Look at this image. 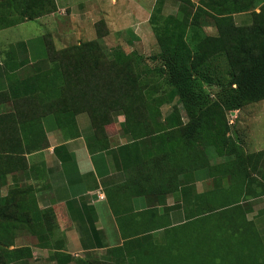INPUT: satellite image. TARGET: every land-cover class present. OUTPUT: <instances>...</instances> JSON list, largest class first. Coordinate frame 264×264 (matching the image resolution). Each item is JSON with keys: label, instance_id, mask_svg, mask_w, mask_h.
Returning a JSON list of instances; mask_svg holds the SVG:
<instances>
[{"label": "crops", "instance_id": "1", "mask_svg": "<svg viewBox=\"0 0 264 264\" xmlns=\"http://www.w3.org/2000/svg\"><path fill=\"white\" fill-rule=\"evenodd\" d=\"M25 1L0 8V22H12L0 28V164L6 174L1 185L8 191L27 188L23 198L38 216L32 218L35 232L5 235L8 249H19L21 256L4 264H58L68 255L73 260L67 264H140L144 255L153 258L155 247L170 244L179 227L211 217L214 225H252L264 260V145L252 138L260 114L252 115L248 130L230 120L231 134L244 147L236 155L220 152L210 134L174 128L155 139H135L119 112L100 124L87 112L35 118V100L23 105L12 94L11 88L23 93L19 80L48 56L46 22L68 23V38L88 28L92 40L99 32L95 24L104 21L114 27L106 24L101 43L126 29L137 41L139 24L150 23L156 7L164 16L189 21L198 3L36 0L41 10L27 19L25 9L34 8L26 7L33 0ZM233 19L237 28L253 23L250 11ZM241 110L230 115L238 118ZM162 114L163 120L176 118L172 109ZM180 116L187 120L184 111ZM166 255L163 262L172 264Z\"/></svg>", "mask_w": 264, "mask_h": 264}, {"label": "trees", "instance_id": "2", "mask_svg": "<svg viewBox=\"0 0 264 264\" xmlns=\"http://www.w3.org/2000/svg\"><path fill=\"white\" fill-rule=\"evenodd\" d=\"M15 1L2 0L0 8ZM31 3L26 7L34 10L24 11L27 19L34 18L41 10L36 0ZM246 11L253 15L252 26L237 28L233 14ZM207 18L216 26V35L204 32L203 25L210 24ZM150 22L160 46L158 56L165 78L162 82L167 95L165 100L162 97L156 99L161 83L158 86L156 83L147 84L136 70L143 55L119 48L112 49L107 56L102 49L101 32L95 39L58 50L51 47L46 36L47 58L36 65L32 74L19 80L23 93L11 88L13 96L19 95L23 105L32 106L36 102L35 118L40 119L48 113L62 117L87 112L94 123L100 124L112 122L119 112L125 116L124 126L135 139H155L165 130L174 128L187 133L197 132L198 135L205 133L208 138L212 135L214 146L220 152L238 155L244 147L239 137L231 134L228 114L264 100V0H201L189 21H183L178 15L164 16L156 7ZM101 23L104 21L98 22ZM10 24L12 22H0V28ZM250 30L253 31L249 33ZM212 87L218 88L217 93H213ZM175 97L178 99L172 110L176 118L167 116L161 120L163 104L156 101L162 99L164 103H172ZM182 111L187 116L186 121L180 116ZM4 174L0 164V185ZM26 189L13 187L7 195L0 197V225L4 229L0 264L21 256L19 249L10 251L8 246L11 243L4 239L5 235L15 237L20 230L12 224L17 221L13 208L26 207L22 213L28 217L18 220L23 222L20 224L23 228L35 232L36 224L32 218L38 211L31 201L23 198ZM244 228L243 234L249 229ZM169 248L170 244L155 247L151 251L153 258L144 255V262L140 264H165L161 258L162 254L169 253ZM149 259L150 262H146ZM72 260L73 257L68 255L67 262ZM67 262L59 261L58 264Z\"/></svg>", "mask_w": 264, "mask_h": 264}, {"label": "rangeland", "instance_id": "3", "mask_svg": "<svg viewBox=\"0 0 264 264\" xmlns=\"http://www.w3.org/2000/svg\"><path fill=\"white\" fill-rule=\"evenodd\" d=\"M195 1L198 3L201 0ZM189 2L193 3V5H196L195 2L187 0L188 4ZM120 8L123 7L120 6ZM257 11H259V9H257ZM130 18L133 19V17ZM207 21L208 23L210 22V24L203 25L204 32L206 35H216V26L211 23L212 20L210 18H207ZM150 23L145 22L139 24L140 28L136 30L139 33L137 41L128 37L126 29L120 32V36H117V34L112 35V37H109L105 40V45L103 43H101V45L107 56L111 54L112 49L119 48H123L126 52L136 51L143 55V61L139 63V68H136V70L145 78L147 84L156 83L158 86V84L161 83V87L156 94V99L158 97H162L163 100H165V96L167 95L165 94V85L162 84L165 78L162 74L163 70L160 68L161 58L158 56L160 52V46L158 43L156 30ZM44 24L46 25V36L48 41L51 47H54L57 50L78 44L81 41L83 42L89 40V36L87 35V32H89L88 28L87 30L86 28L83 30L75 29V36L68 38L66 36L68 23L46 22ZM106 24L112 28L114 27L113 23L108 24L104 22L101 23V25L98 23L95 24L99 33L104 30V33L108 32ZM132 24L131 25L135 29V25L137 23L132 22ZM252 31L253 30H250L248 32L251 33ZM210 89L213 91V93H217L218 91L217 87H212ZM212 97H214V94H212ZM177 99L178 97H176V101ZM163 100L160 99L154 101L160 105L163 104L161 111L165 113V111H170L172 109V106L175 102L172 104H167L164 103ZM127 110L129 111V109ZM238 115V118H236V116H232V114L230 115L229 113L228 118H230L229 121H232L233 119H235V121L239 120V127H241L242 130H248V127L253 126V123L251 122L252 115H259L261 117V124L259 127L253 130L254 136H252V138H260L261 144L264 145V100L247 104L242 108ZM162 117L160 118L161 120ZM0 194H2V197L7 195L8 189H4L3 186L0 185ZM24 211H26V207L22 209V205L21 209L13 208V212L17 214H14L17 221H12V224L20 228L21 231H19L18 234L30 232L26 227L23 228V226L20 225L23 222L19 220H21L22 217H28L26 213H22ZM211 219L212 217L196 220L189 223V225L187 224L179 227L175 231L174 237H172V242L170 243L171 248L169 249L171 251L169 250V253L167 252L166 255L169 263L264 264L262 249L258 237L252 229V226L249 228V225H235V227H228V225H214V221ZM246 226L249 229L246 230L245 234H243L245 229L244 227ZM3 231L4 229L2 225H0V243L3 239ZM245 235L247 239H245ZM249 249L251 251H249Z\"/></svg>", "mask_w": 264, "mask_h": 264}]
</instances>
